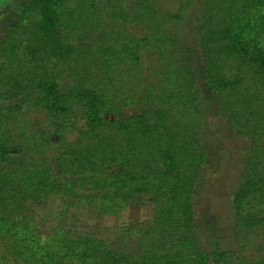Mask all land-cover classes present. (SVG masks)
Here are the masks:
<instances>
[{
    "label": "trees",
    "instance_id": "16d2710c",
    "mask_svg": "<svg viewBox=\"0 0 264 264\" xmlns=\"http://www.w3.org/2000/svg\"><path fill=\"white\" fill-rule=\"evenodd\" d=\"M129 8L29 0L0 40V264H234L232 252L204 251L198 241L193 193L208 158L200 91L180 58L184 5L169 13L153 0H131ZM192 27L202 81L246 152L231 197L235 228L246 236L264 228V0H199ZM147 52L157 63L148 76L140 61ZM32 84L34 108L66 129L75 109L84 120L74 142L60 138L54 164L18 156L21 109L1 104ZM53 193L64 207L103 215L146 196L154 212L135 226L137 249L123 238L96 246L60 233L47 247L26 206Z\"/></svg>",
    "mask_w": 264,
    "mask_h": 264
},
{
    "label": "rangeland",
    "instance_id": "374dc122",
    "mask_svg": "<svg viewBox=\"0 0 264 264\" xmlns=\"http://www.w3.org/2000/svg\"><path fill=\"white\" fill-rule=\"evenodd\" d=\"M28 1L0 0V40L15 23L19 12ZM153 1L159 9L169 13H176L182 3L184 5L185 19L177 26L178 35L184 44L180 58L191 68L199 88V108L206 126L201 134V142L207 153L208 163L193 193L199 245L208 252L218 248L232 252L235 256L234 264L260 261L264 259V228L243 236L238 233L234 224L231 197L244 166L246 152L241 139L234 136L219 115L218 98L207 90L202 81L201 54L192 39V21L199 0ZM130 3L131 0H105L107 6L122 14L129 11ZM128 29L136 34L142 33V28L137 26H130ZM96 39L97 34L90 32L87 44H95ZM140 61L146 76L149 75L150 68L157 67L155 58L149 52L141 55ZM68 85L69 82L65 80L61 91H67ZM36 87V84H32L20 97L1 104L17 105L21 109L20 124L15 132L19 145L18 156L44 157L54 164L60 151V138L63 137L67 143L74 142L84 129V120L78 109H75V117L71 121L72 128L66 129L62 123L50 119L43 110L34 108L31 104ZM26 207L41 236L42 244L47 247L52 244V238L60 233L64 237H89L96 246L101 243L109 246L115 239L123 238L129 247L137 249L135 226H146L154 212V205L146 196L133 200L116 215H103L83 206L64 207L56 193L51 194L44 204L28 202Z\"/></svg>",
    "mask_w": 264,
    "mask_h": 264
}]
</instances>
